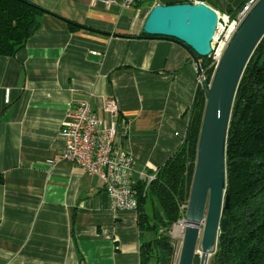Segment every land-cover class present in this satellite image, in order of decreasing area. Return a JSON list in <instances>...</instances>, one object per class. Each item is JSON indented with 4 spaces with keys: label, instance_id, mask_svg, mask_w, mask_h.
Listing matches in <instances>:
<instances>
[{
    "label": "crops",
    "instance_id": "1",
    "mask_svg": "<svg viewBox=\"0 0 264 264\" xmlns=\"http://www.w3.org/2000/svg\"><path fill=\"white\" fill-rule=\"evenodd\" d=\"M31 1L47 11L40 30L15 57L0 56V264H142L138 212L116 209L78 165L50 161L84 99L116 123L137 181L168 161L187 131L196 65L172 40L118 35L141 36L154 7L194 0ZM244 1L205 3L232 15Z\"/></svg>",
    "mask_w": 264,
    "mask_h": 264
},
{
    "label": "trees",
    "instance_id": "2",
    "mask_svg": "<svg viewBox=\"0 0 264 264\" xmlns=\"http://www.w3.org/2000/svg\"><path fill=\"white\" fill-rule=\"evenodd\" d=\"M135 3L133 6H140L137 0ZM45 13L31 0H0V56L13 58L24 49L40 30V19ZM68 23L72 31L81 27ZM118 36L154 38L144 32L141 36ZM198 59L202 74L210 83L215 67L209 57ZM205 107V92L198 86L188 111L187 131L176 152L163 166L156 171L147 170V177L137 181L142 264L173 262L175 250L170 231L185 219ZM117 114L119 119L120 113ZM115 148L118 150L117 140ZM226 173L230 205L222 218L227 221V229L219 234L211 264H264V38L249 61L235 96L226 144Z\"/></svg>",
    "mask_w": 264,
    "mask_h": 264
},
{
    "label": "water",
    "instance_id": "3",
    "mask_svg": "<svg viewBox=\"0 0 264 264\" xmlns=\"http://www.w3.org/2000/svg\"><path fill=\"white\" fill-rule=\"evenodd\" d=\"M222 14L205 0L158 5L152 9L143 32L184 46L201 74L198 57H209L212 53ZM263 38L264 0H259L233 35L211 82L202 85L206 107L189 202L182 220L188 226L183 232L178 264H194L200 238V264H207L217 247L219 234L227 229L222 213L230 205L226 196V144L232 107L244 71Z\"/></svg>",
    "mask_w": 264,
    "mask_h": 264
},
{
    "label": "built area",
    "instance_id": "4",
    "mask_svg": "<svg viewBox=\"0 0 264 264\" xmlns=\"http://www.w3.org/2000/svg\"><path fill=\"white\" fill-rule=\"evenodd\" d=\"M258 1L245 0L234 15L219 16L212 53L209 56L215 69L233 35ZM135 2L136 0H126L127 5H133ZM202 73L197 77V86L207 82L206 76ZM108 107L117 117L113 103ZM117 132L115 122L106 125L96 115L90 99L80 100L69 113L68 122L61 131L63 148L60 155L50 161V164L67 161L78 165L87 175L101 180L116 209L136 211L139 192L135 179V160L115 148ZM146 177L147 174H144L141 178Z\"/></svg>",
    "mask_w": 264,
    "mask_h": 264
},
{
    "label": "rangeland",
    "instance_id": "5",
    "mask_svg": "<svg viewBox=\"0 0 264 264\" xmlns=\"http://www.w3.org/2000/svg\"><path fill=\"white\" fill-rule=\"evenodd\" d=\"M184 135L180 136V138H183ZM146 173L147 172L143 173L142 175H144V174L146 175ZM147 210H148V212H150V210H151L150 205L147 206ZM181 222L182 221H180L179 223H177L173 227V229L170 231V235L172 237V242H173L174 250H175L174 251V256H173V262H172V264H178L179 263V258H180L181 248H182L183 235L181 236L178 232H176L175 228L177 226L181 225ZM201 233H202V227H201ZM197 250L201 251V238L199 239V243H198V246H197ZM216 250H217V247H215L212 250L211 257L209 258V264H211ZM194 264H200V255H197V258L195 259V263Z\"/></svg>",
    "mask_w": 264,
    "mask_h": 264
},
{
    "label": "bare ground",
    "instance_id": "6",
    "mask_svg": "<svg viewBox=\"0 0 264 264\" xmlns=\"http://www.w3.org/2000/svg\"><path fill=\"white\" fill-rule=\"evenodd\" d=\"M188 225H187V223H185V222H181V225H179V226H177L176 228H175V230H176V232H178L181 236L183 235V232L185 231V228L187 227ZM199 251V250H198ZM199 253V255H202V252L201 251H199L198 252ZM211 256H209V258H210ZM209 258H208V262H207V264H209Z\"/></svg>",
    "mask_w": 264,
    "mask_h": 264
},
{
    "label": "flooded vegetation",
    "instance_id": "7",
    "mask_svg": "<svg viewBox=\"0 0 264 264\" xmlns=\"http://www.w3.org/2000/svg\"><path fill=\"white\" fill-rule=\"evenodd\" d=\"M197 258V257H196ZM195 263V262H194Z\"/></svg>",
    "mask_w": 264,
    "mask_h": 264
}]
</instances>
